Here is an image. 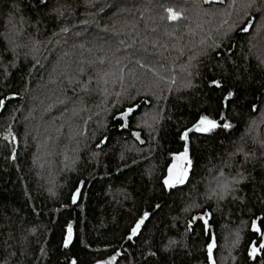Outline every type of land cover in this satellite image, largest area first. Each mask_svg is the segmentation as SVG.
<instances>
[{"label": "trees", "instance_id": "1", "mask_svg": "<svg viewBox=\"0 0 264 264\" xmlns=\"http://www.w3.org/2000/svg\"><path fill=\"white\" fill-rule=\"evenodd\" d=\"M169 7L181 13L177 20L167 19ZM233 24L221 48L201 54L209 35L219 43ZM261 60L264 14L245 9L244 0H47V7L0 0V98L19 94L0 109V264H93L114 250V264H207L209 242L215 264H262L264 253L255 260L247 254L250 222L264 215L260 162L245 166L255 179L242 182V191L209 198L235 174L224 166L235 144L260 153L252 138L264 139V108L252 112L250 105L264 103ZM217 65L245 81L240 103L227 109L234 127L193 134L188 180L162 193L170 154L182 149L177 128L205 109L220 110L219 92L206 88L207 79L221 76ZM133 104L130 128L121 129L113 116ZM9 125L16 142L3 138ZM193 202L199 207L185 211ZM157 203L144 236L122 239L137 210ZM202 211L207 228L200 220L186 232V221ZM68 222L73 236L64 248ZM169 238L176 245L162 252Z\"/></svg>", "mask_w": 264, "mask_h": 264}, {"label": "snow or ice", "instance_id": "2", "mask_svg": "<svg viewBox=\"0 0 264 264\" xmlns=\"http://www.w3.org/2000/svg\"><path fill=\"white\" fill-rule=\"evenodd\" d=\"M205 3L208 2V0H204ZM38 3L40 5H43L47 7V0H38ZM235 3V0H233V4ZM255 6L256 10L264 14V0H244V8L245 9H251ZM166 12L169 14L167 19L168 20H177L180 16V12H176L173 10V8L169 7L166 9ZM244 16H249V12L245 10ZM163 19V17H162ZM254 18L247 19L246 21H241V26L239 30L241 32H248L249 28L253 24ZM222 24H227V21H222ZM236 25H230L228 28V31L223 33V36L220 37V42L218 43L216 38L209 35L206 39L211 40V44L207 45L206 49H203L201 54L206 55L207 49H219L223 46L222 42L224 39L228 38L229 32L232 31L233 28H235ZM62 31H67V29H62ZM217 32H219V29H217ZM202 44H204V41H201ZM12 51L15 53V47L12 48ZM229 52H231V48L228 49ZM217 56H220V52H216ZM225 61L230 59V57H223ZM262 64H264V60L260 61ZM103 63V61H101ZM117 63L119 64L120 61L117 60ZM235 64V62H232ZM137 64H140L141 67H145L144 64H141L140 61H137ZM217 70L221 73V76L219 78L212 77L207 79L206 81V88L209 92H219V96L217 97L218 105H219V111L215 115H209L207 114V109L203 110L202 112L197 114V118L195 119V122L191 123L189 126H184L182 128H177V136L180 141L183 142L182 149L176 152L171 153L172 163L168 165L167 167V173L163 176L160 188L163 191H169V194H171L172 190H176L178 186L184 185L186 181L189 178V172L193 168V155L191 153V143H192V135L193 134H211L215 132L217 129H223V130H230L233 129L234 125L232 124L231 120L229 119L227 115V109L230 105H237L240 103L239 97L240 93L242 91H246L244 88L245 81L240 78L239 76H236L235 78L231 77V74L228 76H224L223 73L226 71V69L223 66L217 65ZM212 71V69H210ZM199 74V73H197ZM189 75L191 76L192 73L189 72ZM123 69H121L119 80L121 83H123ZM160 79H163V77H160ZM173 82L174 78H173ZM151 86V85H150ZM19 95L18 93H10L7 97L0 98V109L6 108V101L10 100L12 97H15ZM119 95V93H117ZM211 98V97H209ZM264 100V98H261ZM137 105L129 106L128 108L121 110L117 112L113 119H118L122 121L119 124V127L121 129H129L130 128V121L136 111ZM252 112H257L261 108H264V103L257 104V103H251L250 105ZM261 122L264 123V111L261 112ZM256 124V121L253 120L251 124L248 125L246 132L244 135L250 134L252 131L253 126ZM132 136L139 139V133L133 131L131 133ZM12 137V139H15L14 136H12L11 132V126L9 125L8 130L5 133V138ZM108 138L105 137L101 140V143H105ZM241 141H243V136L241 137ZM252 142L254 144H259L260 153L257 155L255 151H249L246 150V147L244 143L235 144L234 149L232 152L227 154V158L224 161V166L228 168L235 167V174L229 173L231 176V179H225L223 182H218L217 188L212 189L209 193V198L212 195H216L218 199H223L226 194L234 195L238 193L239 191H242L241 184L244 181L252 180L254 181V177L251 176L250 173L246 170V165L251 163L255 165L257 162H260L261 164V172H264V139H257L256 137L252 138ZM99 146V145H98ZM12 153H15V149L13 148ZM237 157H240L239 160H237ZM13 158L14 155H13ZM135 163V161H134ZM255 170V168H254ZM221 176H224V173L221 172ZM261 183H264V180L261 181ZM79 188L76 189L75 192L71 193V202L75 204L77 202V198L79 195ZM239 199H243L244 197H237ZM261 203H264V200L259 201ZM193 207H199V205L195 204L193 202L188 206V208L185 209V211L190 210ZM161 205L159 203L155 205H150L148 208H145L143 210H137V212L134 215V218L130 225L127 228L126 234L122 237V239H125L129 242H132L134 238L140 239L144 236L145 229L148 227V223L151 222V218L156 214L153 209H160ZM209 213L207 211H202L200 215H192L187 221H186V232H192L194 233L195 228L194 225L196 222L203 220L205 228H207L208 221L205 219ZM259 221V223H258ZM251 231L254 234V239H251L248 244L247 254L248 257L255 260L260 253H264V215L261 216H255L251 220ZM72 236H73V226L71 222H68L66 224V231L63 235V244L62 246L64 248H68L70 243L72 242ZM214 240V237H213ZM144 244H150V241L148 239L143 240ZM176 245V241L169 238L168 242L166 244L162 245L161 251L162 252H169L172 250V248ZM107 247V246H106ZM207 248V264H215L214 258H213V248L214 243L209 242L206 245ZM41 253H45V249L41 248ZM152 256L157 255L156 252H150L149 253ZM120 255V252L117 250L113 251L112 255L107 256L106 258H96L93 260V264H114V262L117 260V256ZM71 264H78V262L73 259L71 261ZM264 264V262H262Z\"/></svg>", "mask_w": 264, "mask_h": 264}, {"label": "water", "instance_id": "3", "mask_svg": "<svg viewBox=\"0 0 264 264\" xmlns=\"http://www.w3.org/2000/svg\"><path fill=\"white\" fill-rule=\"evenodd\" d=\"M137 133H138V132H137ZM133 137H134V136H133ZM3 138H4L5 140H10L12 137H7V138H5V135H4ZM134 139H135L139 144H141V145L144 143L143 140L140 138V135H139V139H137L136 137H134ZM13 141L16 142L15 139H13Z\"/></svg>", "mask_w": 264, "mask_h": 264}, {"label": "rangeland", "instance_id": "4", "mask_svg": "<svg viewBox=\"0 0 264 264\" xmlns=\"http://www.w3.org/2000/svg\"><path fill=\"white\" fill-rule=\"evenodd\" d=\"M63 106H65V105H63ZM73 107V106H72ZM67 108H68V106H67Z\"/></svg>", "mask_w": 264, "mask_h": 264}]
</instances>
